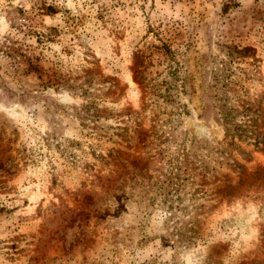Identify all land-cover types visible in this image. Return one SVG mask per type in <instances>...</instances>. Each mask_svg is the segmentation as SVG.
<instances>
[{
  "label": "rangeland",
  "instance_id": "rangeland-1",
  "mask_svg": "<svg viewBox=\"0 0 264 264\" xmlns=\"http://www.w3.org/2000/svg\"><path fill=\"white\" fill-rule=\"evenodd\" d=\"M0 264H264V0H0Z\"/></svg>",
  "mask_w": 264,
  "mask_h": 264
},
{
  "label": "trees",
  "instance_id": "trees-1",
  "mask_svg": "<svg viewBox=\"0 0 264 264\" xmlns=\"http://www.w3.org/2000/svg\"><path fill=\"white\" fill-rule=\"evenodd\" d=\"M250 49H251L250 47H245L241 49V51H243L244 53H247Z\"/></svg>",
  "mask_w": 264,
  "mask_h": 264
}]
</instances>
